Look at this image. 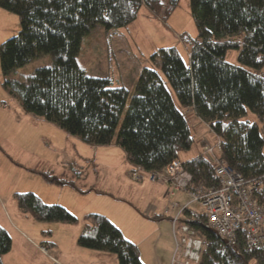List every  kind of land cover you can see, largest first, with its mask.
<instances>
[{"label": "trees", "instance_id": "obj_1", "mask_svg": "<svg viewBox=\"0 0 264 264\" xmlns=\"http://www.w3.org/2000/svg\"><path fill=\"white\" fill-rule=\"evenodd\" d=\"M180 0H0V7L18 15V34L0 44L3 84L15 91L19 104L92 146L115 143L133 166L159 171L194 141L184 110L193 111L221 139L219 158L245 178L264 179V0H190L198 34L180 35L187 47V65L176 46L156 49L154 67L142 66L130 98L124 86L88 75L77 61L82 38L96 27L129 25L146 7L167 20ZM222 38H225L222 40ZM237 49L235 64L226 59ZM45 53L51 64L34 71L20 86L10 77L31 58ZM157 67L173 88L180 107ZM246 108L259 122L241 119ZM203 139V138H202ZM202 148L204 141L202 140ZM193 181L218 184L215 165L199 152L183 162ZM49 181L63 183L44 174ZM18 205L37 221L73 223L77 218L59 204L37 194L14 193ZM264 203V182L260 193ZM172 219L154 214L153 219ZM193 226L204 234L205 248L197 264H264V246L246 245L243 235L223 242L201 217ZM77 243L114 253L118 264H144L137 245L105 215L88 213ZM11 237L0 225V256L11 249ZM50 264H58L52 262Z\"/></svg>", "mask_w": 264, "mask_h": 264}, {"label": "rangeland", "instance_id": "obj_2", "mask_svg": "<svg viewBox=\"0 0 264 264\" xmlns=\"http://www.w3.org/2000/svg\"><path fill=\"white\" fill-rule=\"evenodd\" d=\"M145 8L125 27L111 30L96 27L82 38L77 56L79 65L88 75L109 77L113 86L128 89L129 97L122 115L134 94L136 79L132 75L135 67H154L151 54L166 46H176L188 65L185 47L190 45L183 43L179 34L185 32L192 38L198 34L190 0H180L167 20L145 13ZM20 29L18 15L0 7V44L18 34ZM238 52L229 49L226 59L240 64ZM50 64V56L41 53L13 71L10 77L22 86L36 69ZM157 70L180 107L173 88L158 67ZM3 81L0 66V225L7 230L12 241L11 249L0 256V264H48L46 257L35 247L41 243L44 244L39 246L40 249L42 246L47 249V252L41 249L43 253L49 252L64 264H118L114 253L85 248L77 243L88 213L108 217L126 239L137 245L140 258L146 264H171L175 248L172 224L166 217L151 218L154 214L149 213L150 196L147 192H137L130 182L126 186L119 185V179H124L126 174H123V167L118 172V168L106 160L112 152L98 149L94 156L92 145L55 123L26 111L19 104L16 92L6 89ZM184 112L194 141L189 149L179 152V160L184 161L186 155L196 156L202 149V138L214 146V153L219 156L215 132L193 113ZM241 119L259 122L249 108ZM94 157L96 160L93 161ZM44 174L58 177L63 183L49 181ZM27 191L41 194L46 203L65 207L77 221L34 220L30 211L21 209L14 197L16 192ZM178 199L181 205L188 201L185 194ZM190 208L197 206L194 203ZM182 220H188L187 214H182ZM18 227L28 235L30 243L15 236L13 230ZM199 232L204 237L203 232ZM176 233H180L178 227ZM249 264H256V261L251 260Z\"/></svg>", "mask_w": 264, "mask_h": 264}, {"label": "built area", "instance_id": "obj_3", "mask_svg": "<svg viewBox=\"0 0 264 264\" xmlns=\"http://www.w3.org/2000/svg\"><path fill=\"white\" fill-rule=\"evenodd\" d=\"M202 140L204 156L215 165L217 185L205 187L195 183L191 173L177 158L159 171H148L150 181L167 186L168 203L175 210L171 219L175 237L171 264H197L201 261L204 237L192 223L198 217L227 241L243 235L246 245L264 246V203L260 199L263 176L245 178L214 153V146ZM217 144H221L219 137ZM138 170L141 168L130 174L133 180L141 182L142 176ZM178 193L186 195L188 201L185 205L171 200ZM194 203L197 208H190ZM183 213L187 214L188 220H182ZM177 227L179 235L176 233ZM41 249L47 252L44 246Z\"/></svg>", "mask_w": 264, "mask_h": 264}, {"label": "crops", "instance_id": "obj_4", "mask_svg": "<svg viewBox=\"0 0 264 264\" xmlns=\"http://www.w3.org/2000/svg\"><path fill=\"white\" fill-rule=\"evenodd\" d=\"M145 9H146V10H144L145 13L148 14L149 10L147 8H145ZM176 34H179V33L176 32ZM176 34H175V36H176ZM122 49L125 50L124 48H122ZM185 51L188 52L187 47H185ZM144 61H146V60H144ZM143 64H145V63H143ZM141 68H142V65H137L135 67V72L132 75L133 79L137 80V77L139 75V72H140ZM105 78H109V77H105ZM190 113L191 114L193 113L195 116H197L193 111H191ZM200 140L202 141V139H200ZM92 147H93L94 156L96 155L98 149H104V150H107L108 153L109 152L110 153L111 152L114 153V156H111L112 155V153H111L110 156H108L106 158V160L109 163H111L112 165L116 166V169L118 168V170H119L118 172L122 171V169H120V168L123 167V174H126V176L124 177V179H123L122 175L120 176L122 178L119 179V182H118L119 185L126 186L127 184L131 183L134 186V189H136L137 192L138 191L140 193L144 192V191L147 192L149 194V196H150L149 203H148V208H149V213L150 214H166V215H168L170 217H173V215L175 213V210L168 203L169 197H168V194H167V186L166 185H160L158 183L150 181L149 176H148V171H145L142 168H141V170H138V172L142 176V181L141 182H137V181L133 180V178L131 177L130 172L138 169V167L133 166L130 163V161L127 158L126 153L123 151V149L121 147H119L115 143H111V144H107V145H101V146H92ZM202 150H203V148L200 150V152H202ZM193 157H195V156L186 155V159L184 161L189 160V159H191ZM94 160H96L95 157H94L93 161ZM184 161H182V162H184ZM37 195L43 200L44 197L41 194L37 193ZM181 195H182L181 193H178V194H176V196L172 197L171 200L172 201H179L178 198ZM168 220H169L168 222L171 223V220L170 219H168ZM168 222L166 221V225H168ZM167 227L168 226H166V228ZM13 231H14V234H15V236L17 238H19L20 240H22V241H24L26 243H30V241L28 239V235L23 230H21L19 228V229H14ZM43 244L44 243H41V244H39L37 246L35 244V247L42 253V255H44L46 257V259L49 261L48 264H50L52 262H56L58 264H64L58 258L50 255L49 252L47 254L43 253L41 251L40 247H39L40 245H43ZM46 246L48 247V245H46ZM170 251H172L171 245H170ZM171 254H172V252H171ZM143 263L146 264L144 261H143Z\"/></svg>", "mask_w": 264, "mask_h": 264}, {"label": "water", "instance_id": "obj_5", "mask_svg": "<svg viewBox=\"0 0 264 264\" xmlns=\"http://www.w3.org/2000/svg\"><path fill=\"white\" fill-rule=\"evenodd\" d=\"M223 242L227 243L228 241L226 239L221 238Z\"/></svg>", "mask_w": 264, "mask_h": 264}]
</instances>
